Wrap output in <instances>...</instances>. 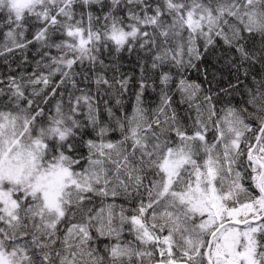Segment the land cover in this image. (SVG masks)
I'll list each match as a JSON object with an SVG mask.
<instances>
[{
    "label": "snow or ice",
    "instance_id": "snow-or-ice-1",
    "mask_svg": "<svg viewBox=\"0 0 264 264\" xmlns=\"http://www.w3.org/2000/svg\"><path fill=\"white\" fill-rule=\"evenodd\" d=\"M0 264H264V0H0Z\"/></svg>",
    "mask_w": 264,
    "mask_h": 264
}]
</instances>
